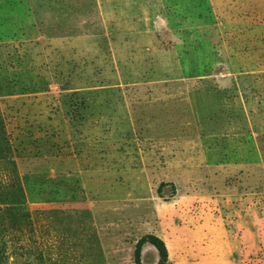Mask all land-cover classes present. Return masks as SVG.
Wrapping results in <instances>:
<instances>
[{"label": "rangeland", "instance_id": "rangeland-1", "mask_svg": "<svg viewBox=\"0 0 264 264\" xmlns=\"http://www.w3.org/2000/svg\"><path fill=\"white\" fill-rule=\"evenodd\" d=\"M0 264H264V0H0Z\"/></svg>", "mask_w": 264, "mask_h": 264}, {"label": "trees", "instance_id": "trees-1", "mask_svg": "<svg viewBox=\"0 0 264 264\" xmlns=\"http://www.w3.org/2000/svg\"><path fill=\"white\" fill-rule=\"evenodd\" d=\"M152 241H153V244L160 251L162 260L165 261V259L167 258V250H166V247H165L164 243L162 241H160L159 239H157V238H154Z\"/></svg>", "mask_w": 264, "mask_h": 264}]
</instances>
